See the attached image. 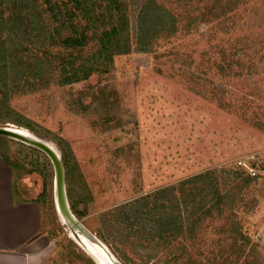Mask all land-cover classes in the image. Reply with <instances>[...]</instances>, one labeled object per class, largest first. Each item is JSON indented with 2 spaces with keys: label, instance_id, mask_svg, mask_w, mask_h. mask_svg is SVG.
I'll return each instance as SVG.
<instances>
[{
  "label": "rangeland",
  "instance_id": "1",
  "mask_svg": "<svg viewBox=\"0 0 264 264\" xmlns=\"http://www.w3.org/2000/svg\"><path fill=\"white\" fill-rule=\"evenodd\" d=\"M158 1L179 19L175 33L166 30L139 51L133 5L131 52L86 80L61 84L53 72L48 81H32L34 90L11 87L0 126L56 149L72 212L122 264L116 246L139 260L133 243H113L115 230L104 223L118 205L202 173L216 175L222 191L249 175L252 184L234 192L237 204L228 200L220 217L205 222L206 242L198 241L222 260L256 264L259 254L264 261V0ZM95 47L92 41L86 49ZM0 143L16 172V195L23 190L42 209L48 240L32 264H112L59 215L48 156L11 138ZM235 223L251 238L244 253L230 238ZM164 256L147 264H165Z\"/></svg>",
  "mask_w": 264,
  "mask_h": 264
},
{
  "label": "trees",
  "instance_id": "2",
  "mask_svg": "<svg viewBox=\"0 0 264 264\" xmlns=\"http://www.w3.org/2000/svg\"><path fill=\"white\" fill-rule=\"evenodd\" d=\"M133 5H137L136 11ZM132 10L141 52L149 51L166 30L170 34L178 30L179 19L158 0H0V109L6 110L11 87L34 90L32 81H48L53 72L60 73L61 84L86 80L110 67L116 55L131 52ZM92 41L97 47L87 51ZM2 155L9 162L4 152ZM216 177L212 173L192 176L108 213L104 223L115 230L111 241L133 243V254L139 260L135 262L116 246L125 263L147 264L164 253L165 264H238L243 257L222 260V253L200 246L198 239L201 236L206 242L205 222L214 215L220 217L228 200L237 204L235 190L241 195L254 178H233L231 189L222 191ZM237 223L230 238L244 253L251 238ZM259 257L257 254L254 263L264 264Z\"/></svg>",
  "mask_w": 264,
  "mask_h": 264
},
{
  "label": "crops",
  "instance_id": "3",
  "mask_svg": "<svg viewBox=\"0 0 264 264\" xmlns=\"http://www.w3.org/2000/svg\"><path fill=\"white\" fill-rule=\"evenodd\" d=\"M2 152L0 146V264H32L48 240L42 209L23 190L16 195V172Z\"/></svg>",
  "mask_w": 264,
  "mask_h": 264
},
{
  "label": "water",
  "instance_id": "4",
  "mask_svg": "<svg viewBox=\"0 0 264 264\" xmlns=\"http://www.w3.org/2000/svg\"><path fill=\"white\" fill-rule=\"evenodd\" d=\"M0 136L11 138L29 146H32L40 151L50 159L55 172V199L59 215L64 222L70 227L76 238L84 244L82 238L87 239L89 242L97 244L106 254L112 264H122L118 261L108 248L98 240L75 216L72 212L66 190V170L65 165L60 154L56 149L45 140L38 138L28 132L15 129L7 126H0ZM81 237V238H80ZM89 252L99 260V257L91 250Z\"/></svg>",
  "mask_w": 264,
  "mask_h": 264
},
{
  "label": "bare ground",
  "instance_id": "5",
  "mask_svg": "<svg viewBox=\"0 0 264 264\" xmlns=\"http://www.w3.org/2000/svg\"><path fill=\"white\" fill-rule=\"evenodd\" d=\"M15 129H18V128L15 127ZM19 130H22V129H19ZM22 131H23V132H26V131H24V130H22ZM28 133H29V132H28ZM84 239H85V238H84ZM85 240H87V239H85ZM103 261H104V260H103ZM106 263H107V262H106Z\"/></svg>",
  "mask_w": 264,
  "mask_h": 264
}]
</instances>
